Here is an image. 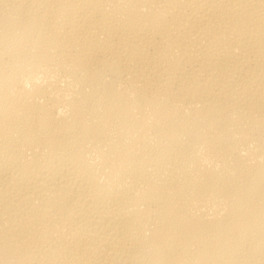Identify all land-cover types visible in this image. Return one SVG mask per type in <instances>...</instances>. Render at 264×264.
<instances>
[{"label": "bare ground", "instance_id": "bare-ground-1", "mask_svg": "<svg viewBox=\"0 0 264 264\" xmlns=\"http://www.w3.org/2000/svg\"><path fill=\"white\" fill-rule=\"evenodd\" d=\"M0 264H264V0H0Z\"/></svg>", "mask_w": 264, "mask_h": 264}]
</instances>
